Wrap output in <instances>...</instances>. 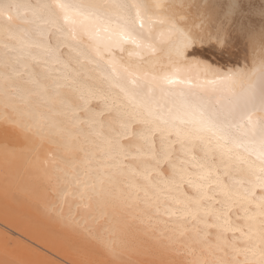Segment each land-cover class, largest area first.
<instances>
[{"label":"bare ground","instance_id":"obj_1","mask_svg":"<svg viewBox=\"0 0 264 264\" xmlns=\"http://www.w3.org/2000/svg\"><path fill=\"white\" fill-rule=\"evenodd\" d=\"M246 2L251 35L217 0H0V264H264Z\"/></svg>","mask_w":264,"mask_h":264},{"label":"snow or ice","instance_id":"obj_2","mask_svg":"<svg viewBox=\"0 0 264 264\" xmlns=\"http://www.w3.org/2000/svg\"><path fill=\"white\" fill-rule=\"evenodd\" d=\"M57 7L65 10V18H68L69 10H76L77 15H86L93 16L99 15L95 11V6H87L82 4H58ZM216 7L219 9L216 14V20L221 23V25L230 24L232 29H239L241 32L246 35H251L253 29L249 27V22L252 20V6L246 2V0H217ZM262 14H264V7L261 9ZM262 46H264V33H262ZM168 83H174V80L168 79ZM262 104H264V97H262ZM201 120L208 126L216 127L221 134L231 135V127H226L224 121L221 117L215 115L210 110L201 109L199 112ZM252 120L249 116L248 124L252 125ZM238 127V125H237ZM253 134H256V131L253 130ZM258 134L260 138V143L264 146V123H261L258 128ZM264 256V252L261 253Z\"/></svg>","mask_w":264,"mask_h":264},{"label":"rangeland","instance_id":"obj_3","mask_svg":"<svg viewBox=\"0 0 264 264\" xmlns=\"http://www.w3.org/2000/svg\"><path fill=\"white\" fill-rule=\"evenodd\" d=\"M205 47L207 48L208 46L205 45ZM216 51H217V49H216ZM219 51H221V49H218L217 52H219ZM219 54H220V53H218L217 55H218V56H221V54H220V55H219ZM225 55H226V54H225ZM0 175H1L2 179H4V180L2 181V183H1V185H2V187H3V186L6 184V182H7V181H6V180H7V176H6V174H5L4 172H3V173L0 172ZM2 187H1V188H2ZM1 188H0V190H2ZM136 261H137V260L134 261V264H136V263L138 262V261H137V262H136ZM146 261H147L148 263H147ZM135 262H136V263H135ZM139 262H140V261H139ZM139 262H138L137 264H155L154 262H151V263H150L149 260H147L146 258H144V261H141L140 263H139Z\"/></svg>","mask_w":264,"mask_h":264}]
</instances>
